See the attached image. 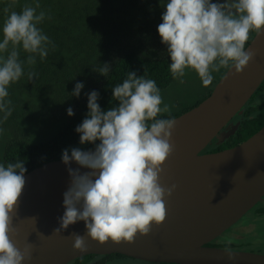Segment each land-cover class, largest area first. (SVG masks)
<instances>
[{"label": "clouds", "instance_id": "9594fccd", "mask_svg": "<svg viewBox=\"0 0 264 264\" xmlns=\"http://www.w3.org/2000/svg\"><path fill=\"white\" fill-rule=\"evenodd\" d=\"M15 5L16 0H12L4 9L8 15L0 40L2 121L13 112L11 85L25 75L29 81L37 78L31 67L37 63V57L43 61L50 48H55L39 27L46 18L43 10L37 12L40 4L24 5L19 12L9 11ZM163 7L162 23L157 30L167 46L174 79L183 83L192 71L208 87L214 73L234 68L242 74L254 59L255 53L246 45L252 33H264V0H167ZM21 51L28 54L26 61L21 60ZM25 64L29 66L27 73ZM94 71L107 77L111 66L105 63ZM83 88L84 84L77 82L71 95L79 98ZM112 92L118 104L107 110L98 103V91L86 93L88 112L75 131L81 145L95 147H73L62 152L70 186L63 194L65 213L60 218L61 227L55 230L59 235L70 225L84 221L86 235L101 245L109 240L132 244L138 235L148 236L153 225L162 226L167 218L165 201L177 187L161 184L164 165L175 150L172 138L176 120L156 81L130 71ZM165 113L168 118H161ZM67 114L71 117L75 113L69 107ZM73 162L79 167L73 169ZM81 168L89 171L81 172ZM26 172L22 160L0 163V264H25L32 260L31 243L17 246L21 233L15 224ZM31 219L36 221L35 217ZM72 235L74 249L87 251L84 235ZM228 244V258L234 261L235 256L227 251Z\"/></svg>", "mask_w": 264, "mask_h": 264}, {"label": "water", "instance_id": "95a60500", "mask_svg": "<svg viewBox=\"0 0 264 264\" xmlns=\"http://www.w3.org/2000/svg\"><path fill=\"white\" fill-rule=\"evenodd\" d=\"M247 48L255 56L242 74L227 70L208 98L175 118V150L164 165L161 184L177 187L165 201L162 226L153 225L148 236L138 235L132 244L109 240L101 245L86 235L84 221L55 234L70 176L62 160L52 161L25 174L15 219L21 233L17 246L33 245L32 260L25 264H68L108 254L172 264H264V254L227 250L233 261L226 249L207 246L264 197V127L236 147L204 153L264 83V33L256 34ZM71 167L79 166L73 162ZM73 233L84 235L87 251L74 249Z\"/></svg>", "mask_w": 264, "mask_h": 264}, {"label": "trees", "instance_id": "16d2710c", "mask_svg": "<svg viewBox=\"0 0 264 264\" xmlns=\"http://www.w3.org/2000/svg\"><path fill=\"white\" fill-rule=\"evenodd\" d=\"M11 2L0 0V40L8 15L4 9ZM37 2L40 4L37 12L46 13L39 27L55 48H50L43 61L37 57V63L31 67L37 78L29 81L25 75L9 88L13 112L6 121L0 119V163L22 160L29 173L49 162L62 160L64 149L94 150L92 144L81 145L75 131L88 112L86 93L98 91V103L107 110L118 104L113 100L112 88L122 83L130 71L156 81L174 118L211 95L213 88L190 104H174L165 96L169 88L178 85L170 73L167 46L161 42L157 30L167 0H16L15 7L9 11L19 12L24 5L35 6ZM255 35L251 34L246 48ZM27 55L21 51V60L26 61ZM105 63L111 66L107 77L94 71ZM28 70L25 64V72ZM226 72L225 69L218 82ZM77 82L84 84L79 98L71 95ZM69 107L74 110V116L67 114ZM161 118H168V113ZM263 127L264 83L204 153L236 147ZM93 256L96 255L84 256L76 264L87 263ZM113 256L122 255L108 257Z\"/></svg>", "mask_w": 264, "mask_h": 264}, {"label": "flooded vegetation", "instance_id": "af4514ba", "mask_svg": "<svg viewBox=\"0 0 264 264\" xmlns=\"http://www.w3.org/2000/svg\"><path fill=\"white\" fill-rule=\"evenodd\" d=\"M241 222H246L248 226L240 229L239 232L233 231V229ZM259 224H264V197L249 212H247L235 225H233L230 229H228L222 236L212 240L207 246L212 248L226 249L225 245L228 244V241H231V243L228 244L227 250L264 254V250L259 251L258 248H256L257 246L254 245L255 243H261V241L259 242L255 239L257 237V233L254 234L252 232L253 227L257 228V225ZM231 230L235 233V236L234 234H231V236H227ZM247 236H250L253 239V241L250 242L249 240H247L246 239ZM239 242L242 243L239 244ZM109 255L112 254L96 255L90 257L89 261L84 264H115V263H119L121 260L132 261V263L135 264H172L165 262H149L145 260L131 258L125 255L113 256L110 258L108 257ZM76 260L68 264H76Z\"/></svg>", "mask_w": 264, "mask_h": 264}, {"label": "rangeland", "instance_id": "374dc122", "mask_svg": "<svg viewBox=\"0 0 264 264\" xmlns=\"http://www.w3.org/2000/svg\"><path fill=\"white\" fill-rule=\"evenodd\" d=\"M225 69H222L219 73H214V80L211 85L208 87H205L202 84V81L199 79L198 75L195 72L189 71L188 74L184 77V82L181 83L179 80L178 85L175 87L172 86L167 90L165 93L166 98L171 101L172 103H193L194 101H197L201 99L203 96H205L212 88L214 89L216 83L218 82V79L223 75ZM253 223V222H251ZM248 226L246 222H241L238 224L233 231L239 232L240 229ZM252 227V226H251ZM232 230L227 236H231V234L235 233ZM264 224L257 225V228L252 229V232L255 234L257 233V237L255 238L257 241H261V243H255L254 245L257 246L259 251L264 250ZM226 236V237H227ZM247 240L250 242L253 241V239L250 236L246 237ZM242 242H239V244ZM115 264H135L132 263V261H126L121 260L119 263Z\"/></svg>", "mask_w": 264, "mask_h": 264}]
</instances>
